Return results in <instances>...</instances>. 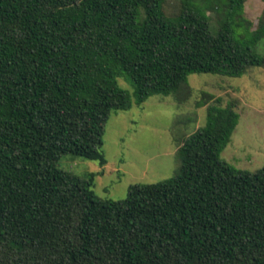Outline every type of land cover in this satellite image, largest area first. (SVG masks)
I'll return each instance as SVG.
<instances>
[{"label": "trees", "instance_id": "trees-1", "mask_svg": "<svg viewBox=\"0 0 264 264\" xmlns=\"http://www.w3.org/2000/svg\"><path fill=\"white\" fill-rule=\"evenodd\" d=\"M179 1L167 15V0H0V264H264V166L220 159L234 102L207 106L173 178L123 200L57 167L104 166L110 116L154 95L185 103L191 74L264 69V0L256 26L246 0Z\"/></svg>", "mask_w": 264, "mask_h": 264}, {"label": "rangeland", "instance_id": "rangeland-1", "mask_svg": "<svg viewBox=\"0 0 264 264\" xmlns=\"http://www.w3.org/2000/svg\"><path fill=\"white\" fill-rule=\"evenodd\" d=\"M179 3L167 0L166 14L177 13ZM262 9V0H246L244 15L256 26ZM118 81L134 94L129 82ZM187 82L191 96L183 104L173 96L154 95L141 106L133 104L128 111L110 116L103 136L104 166L65 155L57 167L79 176L96 173L93 185L96 196L108 201L123 200L130 186L173 178L179 167L178 144L206 124L207 106L215 103L225 107L234 102L239 119L229 143L220 152V159L237 170L250 173L260 170L264 166V69L253 68L237 78L191 74ZM204 94L213 99L197 107Z\"/></svg>", "mask_w": 264, "mask_h": 264}]
</instances>
